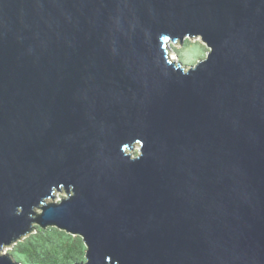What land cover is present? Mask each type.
<instances>
[{
  "label": "water",
  "instance_id": "water-1",
  "mask_svg": "<svg viewBox=\"0 0 264 264\" xmlns=\"http://www.w3.org/2000/svg\"><path fill=\"white\" fill-rule=\"evenodd\" d=\"M36 226L76 264H264V0H0V264Z\"/></svg>",
  "mask_w": 264,
  "mask_h": 264
},
{
  "label": "trees",
  "instance_id": "trees-1",
  "mask_svg": "<svg viewBox=\"0 0 264 264\" xmlns=\"http://www.w3.org/2000/svg\"><path fill=\"white\" fill-rule=\"evenodd\" d=\"M182 44L174 52L181 53L178 61L184 66L196 64L207 55V47L199 40L186 38ZM86 252L82 237L56 227L36 226L30 234L14 242L7 254L20 264H76L85 260Z\"/></svg>",
  "mask_w": 264,
  "mask_h": 264
},
{
  "label": "rangeland",
  "instance_id": "rangeland-1",
  "mask_svg": "<svg viewBox=\"0 0 264 264\" xmlns=\"http://www.w3.org/2000/svg\"><path fill=\"white\" fill-rule=\"evenodd\" d=\"M189 39H191V38H189ZM201 41V38L200 37H194L193 38V41ZM202 42V41H201ZM183 45L182 43H180V41L178 40L177 42H172L171 43V47H172V52H171V57L172 58H176V59H178L179 58V55L181 54V53H179L178 51H177V53H176V51L174 52V48H178L179 50L181 49V45ZM202 44H204L203 42H202ZM205 45V44H204ZM183 58H181V60H182ZM139 151H140V146L139 145H137V146H135V148L133 149V150H129L128 151V153H131L133 156H136V155H138L139 154ZM55 197L53 198V202H57V201H60L61 199H63L65 196H66V192L63 190V191H60V192H56L55 193V195H54ZM48 202H52V199H49V200H47ZM40 212V211H39ZM11 249V246H8V247H6V248H4V250L2 251V253L4 254H6L7 252H8V250H10Z\"/></svg>",
  "mask_w": 264,
  "mask_h": 264
}]
</instances>
